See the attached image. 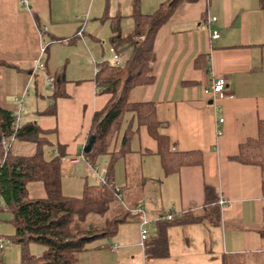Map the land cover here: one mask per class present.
<instances>
[{"label": "crops", "instance_id": "obj_1", "mask_svg": "<svg viewBox=\"0 0 264 264\" xmlns=\"http://www.w3.org/2000/svg\"><path fill=\"white\" fill-rule=\"evenodd\" d=\"M167 1L28 0L26 9L23 0H0V62L7 65L0 66V102L15 112V99L29 89L22 123L52 131L53 143L65 147L62 174L85 176L83 166L91 169L83 159L84 148L95 113L106 109L112 99L99 93L96 81L99 65L112 60V38L134 32L136 6L142 14L152 15ZM212 18L215 23H210ZM214 31L221 34L216 41ZM42 48H46L45 71L36 73ZM154 52V81L133 89L130 102L154 104L170 151L200 152L202 163L166 175L157 141L147 127H140L132 152L122 157L124 179L114 176L124 188L126 207L118 206L110 216L141 206L151 222L172 213L176 221L187 214L200 220L151 224L146 243L152 244L165 229L169 255L150 258L141 243L142 214L136 212L137 224L131 229L126 228L128 222L120 225L113 241L91 242L92 248L80 256L81 263L223 264L224 257H231L234 264H264L260 234L264 174L259 166L235 161L241 145L258 138L259 122L264 121V10L258 0L184 2L156 33ZM39 74L51 95H43ZM61 74L66 84L63 94L54 98L46 76L56 81ZM217 78L228 82L224 99L206 94ZM73 160H79L75 169L69 165ZM206 188L214 191L217 203L221 197L227 202L226 208L218 205L216 223L203 218ZM12 227L0 220V238L9 240L15 233ZM8 242L0 258L5 264H21V247ZM34 252L30 246V253Z\"/></svg>", "mask_w": 264, "mask_h": 264}, {"label": "trees", "instance_id": "obj_2", "mask_svg": "<svg viewBox=\"0 0 264 264\" xmlns=\"http://www.w3.org/2000/svg\"><path fill=\"white\" fill-rule=\"evenodd\" d=\"M199 1L201 0H168L152 15L142 14L136 6L133 14L134 32L127 37L116 33L112 38V48L118 53L123 54L127 50H131V53L123 68L117 69L110 62L99 65L96 78L99 93L110 94L112 99L106 109L95 113L90 137L95 136L96 142L92 151L84 154V158L92 166H95L99 156L110 157L106 169L107 183L85 184L80 198L65 196L63 192L62 163L66 157L65 147L53 143L50 139L53 132L43 131L35 123H26L16 129L14 112L3 107L0 102V212L7 211L12 215L10 222L15 233L9 240L21 247V264H82L80 256L87 251L89 243L113 238L120 225L131 218L135 219L133 208L125 209L115 216H110V212L115 202L124 204V188L118 187L114 182L115 164L132 152L131 143L140 127H147L150 136L157 141L158 154L162 158L166 175L179 171L182 167L202 163L200 152L170 151V140L161 133L162 124L157 119L154 104L130 102L133 89L154 81L151 64L155 61L154 40L158 30L170 20L180 4ZM258 1L260 8L264 10V0ZM5 65L0 62V66ZM65 84V77L61 74L54 83V98L63 94ZM128 115L131 118L125 126L119 147L116 148ZM13 136L16 141L33 144L35 153L23 156L15 154L12 148L6 151L2 142ZM48 146L53 148L50 159L45 156V148ZM235 161L259 166L264 174V121L259 122L258 138L241 145ZM32 183L41 185L45 197H30L28 185ZM206 205V215L203 218L210 217L216 223L219 206L211 188H206ZM95 217L102 220L97 221ZM91 219L95 220L90 222ZM199 220L196 216L187 214L178 222L169 221L167 225ZM161 222L164 221L158 223ZM260 234L264 238V227L260 229ZM33 244L45 247L42 256L30 253V246ZM144 246L148 257L167 258L169 250L165 229L160 231L152 244L146 243ZM0 264H5L1 258ZM223 264H234V260L224 257Z\"/></svg>", "mask_w": 264, "mask_h": 264}, {"label": "rangeland", "instance_id": "obj_3", "mask_svg": "<svg viewBox=\"0 0 264 264\" xmlns=\"http://www.w3.org/2000/svg\"><path fill=\"white\" fill-rule=\"evenodd\" d=\"M106 50H107L106 51L107 52L106 53V59H109L111 54L109 53L108 49H106ZM130 53H131V51H129V50H127V51H125L123 53V55H124L123 57H124V59L126 61L128 60V58L130 56ZM104 62H110L112 64V60H110V59L109 60H105ZM39 76H40L39 81H40V83L42 84V87H43L44 83H45L44 82L45 79H42V75L41 74H39ZM43 90L45 91V93L43 94L44 96L51 95V90L49 89V87L46 90L43 87ZM43 103L45 105H47V98L44 99ZM122 135H123V130H122V132L120 134V137L118 139V146L117 147H119ZM12 151L14 153H18V155L28 156V155H33L35 153V147H34L33 144H31L29 142L16 141V142L13 143ZM52 152H53V148L52 147H49V146L46 147L45 148V156H46V158L50 159L51 156H52ZM109 159H110L109 156H104V155H101V156L98 157V160L96 161V164H95V168L98 170V174L101 175V174H103L106 171V169H107L106 163L108 164ZM118 166H119V169H120V172H121V173L119 172V174H118ZM122 166H123V159L120 158L115 164V178L117 177L116 178L117 180H118V178L119 179L120 178L124 179V172H122ZM87 168H88V171H87L86 167L83 166V174L85 176H78L77 174L71 175L70 172H68V173L65 172V173L62 174L63 175L62 188H63V192H64L65 196L80 198L82 196V194H83V187L85 186V184L97 185L99 183V178L97 177V174L95 173V171L94 170L92 171V169H90L88 166H87ZM89 171H90V173H89ZM62 172H63V170H62ZM81 177H83V178H81ZM116 185L118 187H122V185H120V184L119 185L116 184ZM28 190H29V195H30V197L32 199L33 198H43V197H45V191H44V189L41 187V185L39 183L29 184L28 185ZM0 205L2 206L1 201H0ZM118 206H120V203L115 202L114 206L112 207V210L110 212V215H113L114 213H116V211L118 210ZM11 219H12V215L9 212H7V211L0 212V220L6 221L9 224ZM95 219L97 221H101L102 220L101 218H98V217H95ZM95 219H91L90 222H93ZM134 221L135 220L132 219V218L129 219L127 221L128 223L126 224V228L127 229H129V228L131 229L135 224H137ZM87 225H88V222H87ZM5 228L8 230V227H5ZM12 228L14 229V226ZM117 235H118V233H117ZM6 236L11 237L9 233H6ZM114 237H116V236H114ZM109 240L110 239H104L103 242L107 243ZM111 240L113 241L114 239L111 238ZM8 241H10V240H8ZM97 242H99V241H97ZM10 246H13V244L11 243ZM31 246L35 250V252H34L35 256L37 255L39 257V256L43 255V253L45 251V247L44 246L38 245V244H33ZM115 246L118 247V244H116ZM90 248H92L91 243H89L87 245V250H89Z\"/></svg>", "mask_w": 264, "mask_h": 264}, {"label": "built area", "instance_id": "obj_4", "mask_svg": "<svg viewBox=\"0 0 264 264\" xmlns=\"http://www.w3.org/2000/svg\"><path fill=\"white\" fill-rule=\"evenodd\" d=\"M23 4H24V7L26 9H29L28 0H23ZM215 22H216V18H212L210 20V23H215ZM220 37H221V34L218 31H214L212 33V40L213 41L220 39ZM110 52L112 53V65H113V67H115L117 69L123 68L126 64V60L124 59L123 54L118 53L114 48H111ZM45 61H46V48H42L39 61L34 68V72H36V73L44 72L45 71ZM46 82L51 87H54L55 79H53L49 76H46ZM227 87H228V82L225 78H217L216 80H214L210 84L209 88L206 90V94L212 95L215 99L216 98L224 99L227 97ZM28 93H29V89L27 88L22 97L15 99V103L18 106L17 110L14 112V117L16 118V129L20 128L23 125L22 114L25 110V97L28 96ZM223 122H224V120H220V123H223ZM218 134L221 135L222 132H219ZM14 142H16V138L14 136L9 140L4 139L2 142L4 149L6 151H8L10 148H12ZM83 159H85L84 155H83ZM87 163L90 164L89 162H87ZM78 164H79V160H73V161L69 162L70 167H72L74 169ZM91 169H92V171L94 170L97 175H99L95 166L91 165ZM98 178H99V182L107 183L106 172L103 175H99ZM218 205L223 209V208L227 207V202L223 197H221L218 201ZM134 212L142 214L141 215L142 221L140 224V236H141L142 246H144V244L148 241L149 226L151 224H154V223L156 224L161 220L166 221V222L175 220V214L172 213V214L158 218L155 222H151L147 219V217L145 215V211H144L143 207H141V206L138 207ZM8 243L9 242L6 239L0 238V249L3 250L4 247ZM111 249H112V251H114L117 249V247L113 246Z\"/></svg>", "mask_w": 264, "mask_h": 264}, {"label": "water", "instance_id": "obj_5", "mask_svg": "<svg viewBox=\"0 0 264 264\" xmlns=\"http://www.w3.org/2000/svg\"><path fill=\"white\" fill-rule=\"evenodd\" d=\"M95 142H96V137L95 136H91L89 138V142H88L87 146L84 148V153L85 154H89L92 151Z\"/></svg>", "mask_w": 264, "mask_h": 264}]
</instances>
